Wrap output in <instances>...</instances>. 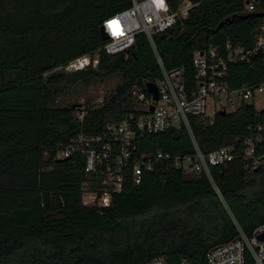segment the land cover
Returning a JSON list of instances; mask_svg holds the SVG:
<instances>
[{
  "label": "trees",
  "instance_id": "obj_1",
  "mask_svg": "<svg viewBox=\"0 0 264 264\" xmlns=\"http://www.w3.org/2000/svg\"><path fill=\"white\" fill-rule=\"evenodd\" d=\"M184 0H169L172 10ZM185 17L169 29L135 36L126 51L97 52L98 64L65 72L63 66L95 52L106 41L103 21L128 9L132 0H0V264H142L163 257L167 264H205L206 253L264 225V164L248 171L245 141L264 122V110L243 104L226 114L188 115L190 126L136 135L131 157L117 162L119 141L105 136L130 113L145 112L131 95L166 71L181 68L185 94L197 91V52L227 42L250 48L264 32V18L235 19L244 0H189ZM162 66V67H161ZM264 61L227 68L230 87L256 83ZM117 82L102 103H70L82 89ZM83 114L82 118L80 115ZM101 137L110 157L85 172L86 155L56 156L78 136ZM255 154L264 156V136ZM233 146L234 160L209 166V176L175 160ZM162 153L168 158H156ZM141 156L151 169L134 184ZM120 178V191L115 192ZM96 195L92 206L83 194ZM107 193L109 204L99 203Z\"/></svg>",
  "mask_w": 264,
  "mask_h": 264
},
{
  "label": "built area",
  "instance_id": "obj_2",
  "mask_svg": "<svg viewBox=\"0 0 264 264\" xmlns=\"http://www.w3.org/2000/svg\"><path fill=\"white\" fill-rule=\"evenodd\" d=\"M245 12L264 13V0H244ZM189 0H184L175 10H172L169 0H132L131 6L107 19L102 23L107 34L106 42L95 52L80 56L63 66L65 72L84 70L96 67L98 64L97 52L105 51L115 54L129 49L138 33H144L152 42L155 33L163 32L173 26L176 21L185 17L191 8ZM261 57L264 61V32L255 37L250 48L234 46L227 42L223 45L210 47L204 52H197L193 58L196 68L198 89L189 99L185 94V75L181 68L166 71L162 66V77L154 81L158 98L141 89H133L131 95L136 103L145 108L139 114L130 113L115 127H109L105 136L119 141L117 162L123 165L131 157L130 147L136 135L158 134L170 129L184 126L190 131L188 115L209 116L207 114V101H212L214 109L212 115L220 110H235L241 105H253L257 110L255 101L264 97V76L256 83H247L239 87H230L227 82V68L231 64H251ZM102 103V98L98 100ZM84 113L80 115L82 118ZM211 115V116H212ZM252 138L245 141L244 150L245 168L255 170L264 164V156L255 154V143L264 136V122L257 125ZM101 137L87 138L83 135L61 150L56 159L68 157L73 152L86 155L85 172L91 173L101 157H110L111 147L108 143L100 149L93 148L92 142H98ZM156 158H168V155L159 153ZM234 160L233 146L225 145L207 155L197 148L192 157H180L175 160L179 168L191 167L195 171H204L209 176V166H225ZM151 157L141 156L133 168L134 184L140 183L141 172L151 169ZM115 192L120 191V178L116 180ZM94 201L96 195L93 194ZM99 203L103 206L109 204V195L105 193ZM264 232V225L257 228L251 236L241 231L233 240L212 247L205 257V264H264V241L258 239V234ZM142 264H167L163 257H155ZM182 264H188L182 262Z\"/></svg>",
  "mask_w": 264,
  "mask_h": 264
},
{
  "label": "rangeland",
  "instance_id": "obj_3",
  "mask_svg": "<svg viewBox=\"0 0 264 264\" xmlns=\"http://www.w3.org/2000/svg\"><path fill=\"white\" fill-rule=\"evenodd\" d=\"M117 82V79H111L106 82L97 84L95 86L89 87L87 89H82L81 94L77 97H71L67 99L68 102L70 103H84L88 98H90L93 102H98L100 98H102L104 95L109 94L112 92L115 84ZM256 107L258 109H264V97L259 98L258 100L255 101ZM212 101L209 99L207 101V114L209 116L212 115L213 108ZM227 111H230V108H227ZM94 193L86 191L83 194V204L92 206L95 201H94Z\"/></svg>",
  "mask_w": 264,
  "mask_h": 264
},
{
  "label": "water",
  "instance_id": "obj_4",
  "mask_svg": "<svg viewBox=\"0 0 264 264\" xmlns=\"http://www.w3.org/2000/svg\"><path fill=\"white\" fill-rule=\"evenodd\" d=\"M248 17H260V18H264V13H259V12H254V13H247L245 15H237V14H233L231 15L229 18L224 19L223 21H221L218 26L216 27V29H214L212 31V33H215L217 30H219L224 24L226 23H232L235 19H246ZM100 35L102 37L103 40H107V34L104 32L103 26H100ZM146 90L149 94L152 95L153 99H157L158 98V91L156 88V85L154 82H148L146 84ZM219 114H226L225 110H220ZM63 159H57L56 161H62ZM258 239L264 241V232L258 234Z\"/></svg>",
  "mask_w": 264,
  "mask_h": 264
}]
</instances>
